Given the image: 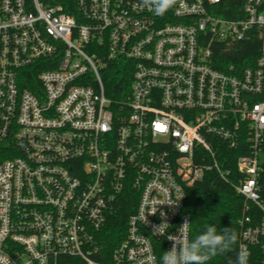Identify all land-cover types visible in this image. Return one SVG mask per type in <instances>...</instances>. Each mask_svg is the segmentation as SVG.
Instances as JSON below:
<instances>
[{"label": "built area", "instance_id": "obj_1", "mask_svg": "<svg viewBox=\"0 0 264 264\" xmlns=\"http://www.w3.org/2000/svg\"><path fill=\"white\" fill-rule=\"evenodd\" d=\"M72 7L0 0V264H162L166 236L190 223L186 190L208 174L243 200L237 253L264 264V0ZM247 45L254 61L221 60ZM110 67L125 74L118 101Z\"/></svg>", "mask_w": 264, "mask_h": 264}, {"label": "trees", "instance_id": "obj_2", "mask_svg": "<svg viewBox=\"0 0 264 264\" xmlns=\"http://www.w3.org/2000/svg\"><path fill=\"white\" fill-rule=\"evenodd\" d=\"M31 2V0H27ZM48 5H62L64 11L71 12L73 9V0H40ZM255 55L251 45H247L242 53L229 56L223 61L240 62L254 61ZM246 61V62H247ZM246 66V65H245ZM125 74L118 67H110L107 72L102 75L106 96L113 100H120L125 90ZM233 159L239 153L232 152ZM264 159V157H263ZM260 185L264 188V160L262 165V173L260 176ZM264 198V190L262 192ZM135 202L129 198L122 199L115 212L107 221L106 227L101 234L104 241V252L108 255L113 247L122 241L125 235L126 221L132 214ZM243 200L236 194L233 188L220 182L214 175L208 174L203 180L186 190L184 203V213L190 218V240L201 234L206 226L215 225L217 230L229 228L238 234L239 227L237 221L242 216ZM238 239L232 251L219 254L207 262V264H234L237 255ZM259 256L256 260H261ZM256 264H261L258 262Z\"/></svg>", "mask_w": 264, "mask_h": 264}, {"label": "clouds", "instance_id": "obj_3", "mask_svg": "<svg viewBox=\"0 0 264 264\" xmlns=\"http://www.w3.org/2000/svg\"><path fill=\"white\" fill-rule=\"evenodd\" d=\"M143 3L157 15H163L172 7L175 0H143ZM164 225L168 224L162 222L155 227L154 232L158 235H165L167 230ZM190 225L186 220L180 227L178 236H166L168 240L172 241V248L163 253L162 264H207L213 257L232 251L238 239L231 227L218 231L215 225H209L201 234L189 240L187 229ZM249 257L250 252L247 249H241L236 255L234 264H248Z\"/></svg>", "mask_w": 264, "mask_h": 264}]
</instances>
